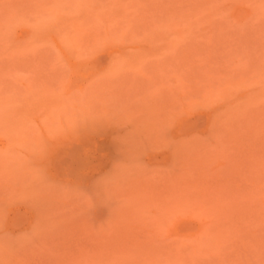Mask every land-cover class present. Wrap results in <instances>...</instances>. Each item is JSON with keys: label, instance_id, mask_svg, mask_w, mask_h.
<instances>
[{"label": "rangeland", "instance_id": "obj_1", "mask_svg": "<svg viewBox=\"0 0 264 264\" xmlns=\"http://www.w3.org/2000/svg\"><path fill=\"white\" fill-rule=\"evenodd\" d=\"M0 264H264V0H0Z\"/></svg>", "mask_w": 264, "mask_h": 264}]
</instances>
